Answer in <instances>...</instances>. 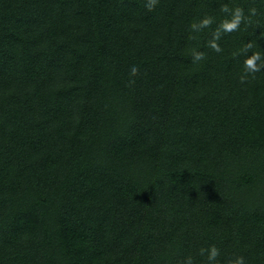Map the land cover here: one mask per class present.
<instances>
[{"label":"trees","instance_id":"trees-1","mask_svg":"<svg viewBox=\"0 0 264 264\" xmlns=\"http://www.w3.org/2000/svg\"><path fill=\"white\" fill-rule=\"evenodd\" d=\"M149 3L0 0V264H264V0Z\"/></svg>","mask_w":264,"mask_h":264},{"label":"clouds","instance_id":"clouds-1","mask_svg":"<svg viewBox=\"0 0 264 264\" xmlns=\"http://www.w3.org/2000/svg\"><path fill=\"white\" fill-rule=\"evenodd\" d=\"M156 3H157V0H150L148 7L151 9V8L155 7ZM223 11H225V12L229 11L227 6H225L223 8ZM250 12L252 15L256 14L255 9H251ZM247 19L248 18L244 16L243 10L241 8L237 7L234 10H232L231 19L226 20L220 26V28L224 31H227V32H233L239 28L242 21H246ZM211 23H212V18L207 17V18L202 19L199 22V24H192L191 27L193 30H197L200 28L207 27ZM219 31H220V29L217 30V32H219ZM210 46L216 52L221 51L219 46H217L216 43H214V42L211 43ZM196 59H202V55L197 54ZM257 61H262V56L260 53H256L252 57L245 60L246 69L249 72L259 71L260 68L257 65ZM131 71H132V75H135L137 72V69L135 67H133ZM199 255L206 257V264H218V257L220 256V251L215 246H211L210 248H207V249L201 248L199 250ZM181 264H195V257L190 254V255L184 257ZM227 264H247V262H246V258L243 255H235V256L228 259Z\"/></svg>","mask_w":264,"mask_h":264}]
</instances>
